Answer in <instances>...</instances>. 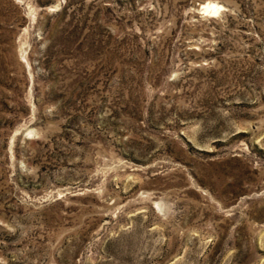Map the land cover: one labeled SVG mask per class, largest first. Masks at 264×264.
Returning <instances> with one entry per match:
<instances>
[{"label":"rangeland","instance_id":"1","mask_svg":"<svg viewBox=\"0 0 264 264\" xmlns=\"http://www.w3.org/2000/svg\"><path fill=\"white\" fill-rule=\"evenodd\" d=\"M0 264H264V0H0Z\"/></svg>","mask_w":264,"mask_h":264},{"label":"bare ground","instance_id":"2","mask_svg":"<svg viewBox=\"0 0 264 264\" xmlns=\"http://www.w3.org/2000/svg\"><path fill=\"white\" fill-rule=\"evenodd\" d=\"M209 8H210V7H209ZM216 9H217V8H216ZM216 9H215V10H216ZM213 10H214V9H213Z\"/></svg>","mask_w":264,"mask_h":264}]
</instances>
